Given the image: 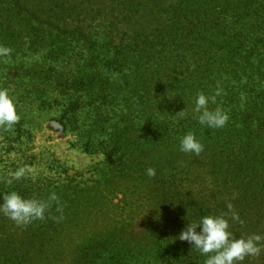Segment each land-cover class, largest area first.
I'll return each mask as SVG.
<instances>
[{
	"label": "trees",
	"instance_id": "16d2710c",
	"mask_svg": "<svg viewBox=\"0 0 264 264\" xmlns=\"http://www.w3.org/2000/svg\"><path fill=\"white\" fill-rule=\"evenodd\" d=\"M39 39L53 56L26 68V76L36 80L48 73L46 65L64 58L65 89H83L93 102L80 105L87 122L80 131L83 145L97 137L92 133L106 136L102 151L108 150L113 166L108 182L128 169L134 179L161 181L190 175L193 168L216 175L226 166L229 184L242 181L247 188L231 198L219 194L222 187L215 183L212 196L196 201H183L176 192L173 216L137 234L117 229L100 211L107 203L102 181L75 187L31 180L1 184L0 195L16 191L49 207L43 220L26 226L0 214V264H203L205 257L177 237L188 221L227 212L229 203L244 222L230 220L235 236H264V182L247 174L256 149L264 148V0H0V41L21 40L22 48L28 42L26 49L35 53L42 49ZM112 75L122 82L110 81ZM200 93L215 96L211 110L228 114L223 128L198 123L193 109ZM105 113L107 120L101 118ZM190 131L204 145L198 156L179 151ZM257 161L264 163V157ZM163 164L171 166L168 174ZM149 167L154 177L146 175ZM53 193L56 200L49 199ZM243 264H264V252Z\"/></svg>",
	"mask_w": 264,
	"mask_h": 264
},
{
	"label": "rangeland",
	"instance_id": "374dc122",
	"mask_svg": "<svg viewBox=\"0 0 264 264\" xmlns=\"http://www.w3.org/2000/svg\"><path fill=\"white\" fill-rule=\"evenodd\" d=\"M35 43L42 49L31 53L26 49L28 42L22 48L21 40L0 41V45L11 49L8 56L0 57V88L7 89L14 98L20 117L16 130L14 127L12 129L0 126V185H15L14 181L21 183L31 180L75 187L92 186L102 181L103 196L107 203L103 208L100 207V211L110 217L111 224L117 229L133 230L137 234L148 231L160 218L167 216L168 219V216H173L175 210L171 207V202L176 192L182 194L180 198L183 201H196L209 195L216 183L219 188L222 187L217 191L219 194L232 195L231 198L243 194L247 187L242 181L229 184L232 177L226 176V166H220L216 175L206 174L204 171L199 174L198 170L193 168L190 175L180 172L182 177L178 175L161 181L134 179L132 171L128 169L126 176L115 175L108 182L106 175L113 166L110 164L112 159L108 156V150L102 151L106 136L92 133L97 137L91 138L90 146L85 148L84 134L80 132L87 129L84 126L87 123L85 112L79 114L80 105L93 104L92 98H89L83 89H65L64 79H68V76L64 75V58L61 56L57 58L56 64L46 65L48 73L35 76L36 80L27 77L26 68L38 65L43 60L48 63L53 56L52 48L47 47L45 39H39ZM15 66L21 67V70H17ZM13 71L17 72L14 76ZM44 76H47V79L39 82ZM114 76L109 80H114ZM116 81L122 82L118 77ZM67 94L71 95L68 103ZM131 100L140 103L142 98L131 97ZM67 104L71 110L66 113ZM101 118L107 120L109 116L105 113ZM120 122L121 120L118 121ZM263 149H256L253 157L255 160H249L250 169L253 163L252 175L250 169L247 173L249 177L257 174L255 179L261 182L260 184L264 182V163L257 160L263 159ZM157 161L158 158L155 157L154 163ZM242 164L244 167L241 168L245 170L246 164ZM177 165L179 166V163H175L174 167ZM162 166L165 173V170L171 168L168 164ZM21 168L25 169V174L19 179H14L11 174ZM224 181V186L218 184ZM225 189H233L235 193ZM93 194L100 197L96 191H93ZM260 206L264 209V203Z\"/></svg>",
	"mask_w": 264,
	"mask_h": 264
},
{
	"label": "clouds",
	"instance_id": "9594fccd",
	"mask_svg": "<svg viewBox=\"0 0 264 264\" xmlns=\"http://www.w3.org/2000/svg\"><path fill=\"white\" fill-rule=\"evenodd\" d=\"M10 53V48L0 45V57L8 56ZM215 95H220V91L217 90ZM210 102L215 103V96H206L203 93L197 95L193 111L198 114V123L208 128H223L229 116L219 107L211 110ZM184 113L185 110L178 116ZM19 119L14 98L7 89L0 88V126L11 128ZM203 150L204 145L191 131L180 139L179 151L183 153L198 156ZM24 174L25 169L21 168L11 175L14 179H19ZM146 175L154 177L156 170L149 167L146 169ZM49 199L56 200L57 197L53 193ZM48 207L47 202L22 197L16 191L0 195V214L15 222L17 226H26L34 220H43ZM226 207L227 212L219 215L201 216L198 221L192 222L186 219L188 223L177 237L180 241L188 242L191 249L195 248L205 257L203 264H243L246 258L257 257L264 252V236L252 234L237 237L233 234L230 230V220L241 225L244 222L233 211L231 203Z\"/></svg>",
	"mask_w": 264,
	"mask_h": 264
}]
</instances>
